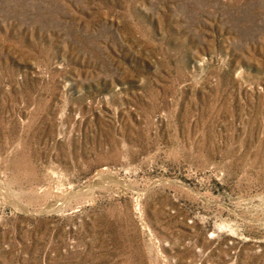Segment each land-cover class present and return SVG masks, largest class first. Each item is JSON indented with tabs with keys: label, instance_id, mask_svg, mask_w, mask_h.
Here are the masks:
<instances>
[{
	"label": "rangeland",
	"instance_id": "1",
	"mask_svg": "<svg viewBox=\"0 0 264 264\" xmlns=\"http://www.w3.org/2000/svg\"><path fill=\"white\" fill-rule=\"evenodd\" d=\"M0 264H264V0H0Z\"/></svg>",
	"mask_w": 264,
	"mask_h": 264
}]
</instances>
